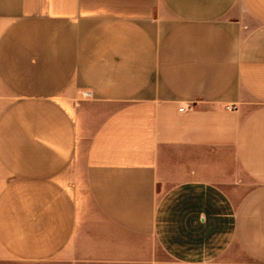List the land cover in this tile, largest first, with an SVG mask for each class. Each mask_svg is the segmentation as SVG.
<instances>
[{"label": "crops", "instance_id": "obj_1", "mask_svg": "<svg viewBox=\"0 0 264 264\" xmlns=\"http://www.w3.org/2000/svg\"><path fill=\"white\" fill-rule=\"evenodd\" d=\"M0 264H264V0H0Z\"/></svg>", "mask_w": 264, "mask_h": 264}, {"label": "built area", "instance_id": "obj_2", "mask_svg": "<svg viewBox=\"0 0 264 264\" xmlns=\"http://www.w3.org/2000/svg\"><path fill=\"white\" fill-rule=\"evenodd\" d=\"M84 95H85V96H90V93H89V92H85ZM226 108H227L228 110H234V109H236L237 107H236V105H227ZM181 109L183 110L184 108H181Z\"/></svg>", "mask_w": 264, "mask_h": 264}]
</instances>
